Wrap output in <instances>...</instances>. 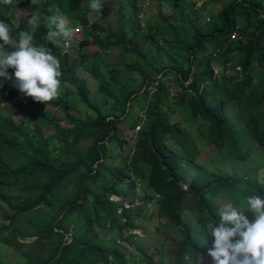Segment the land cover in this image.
Segmentation results:
<instances>
[{
	"label": "trees",
	"instance_id": "1",
	"mask_svg": "<svg viewBox=\"0 0 264 264\" xmlns=\"http://www.w3.org/2000/svg\"><path fill=\"white\" fill-rule=\"evenodd\" d=\"M18 1L0 4V20L13 28L19 20L14 37L28 29L31 14L27 9L19 16L8 9ZM26 2L32 6L31 0ZM128 2L134 10L127 22L136 24L133 35L105 31L82 0H38L33 5L42 17L34 34L37 46L47 43L42 37L55 30L47 18L56 8L94 40L78 42L75 57L58 45L63 38L47 45L61 60L62 82L77 89L64 97H79L89 107L88 121L68 113L69 102L61 99L43 104L25 97L6 103L8 114L0 115V200L15 212L0 208V243L18 253L17 264H185L188 253L194 258L199 253L202 264H212L207 253L213 238L203 247L197 241L204 235L202 226L219 221L218 211L228 203L242 206L248 196H264V173L252 158L256 152L264 154V0H225L217 19L211 14L214 21L205 28L194 20L201 17L195 1L185 22L190 29L180 24L182 38L175 27L166 31L151 23L141 35L145 27L140 1ZM173 3L181 13L188 7L186 0ZM90 46L97 50L81 52ZM119 48V61L110 62L105 55ZM162 50L170 57L166 66L157 67ZM127 54L135 55L132 63L121 61ZM88 64L98 82L95 100L79 73ZM101 65L109 84L99 76ZM21 94L3 81L0 104ZM136 99L137 106L144 107L140 111L133 107ZM28 106L36 111L24 117L22 109ZM54 108L74 122L66 132L75 143L86 131L95 132L84 152L69 146L64 137L59 147L47 138L52 125L63 131L59 118L50 116ZM34 117L41 126H34ZM65 155L76 159L68 163ZM226 159L248 168L239 175L236 167L210 171L207 166ZM225 194L227 201L218 202ZM35 211H41L44 220L31 221L29 214ZM245 213L251 221L253 214ZM22 217L28 229L34 228L31 234L18 230ZM30 237L38 239L22 243ZM117 242L126 245L118 247ZM37 246L45 251L36 258ZM0 264H5L1 258Z\"/></svg>",
	"mask_w": 264,
	"mask_h": 264
},
{
	"label": "clouds",
	"instance_id": "2",
	"mask_svg": "<svg viewBox=\"0 0 264 264\" xmlns=\"http://www.w3.org/2000/svg\"><path fill=\"white\" fill-rule=\"evenodd\" d=\"M0 4L12 5L13 0H0ZM31 5L37 6L38 0H31ZM103 5V0H90L89 8L101 14ZM47 19L55 30L42 37L47 43L40 46L34 43L42 20L38 11L31 12L28 29L19 30L16 37L12 35L13 27L0 20V88L3 81H11L24 96L43 104L57 99L62 86L61 60L47 45L55 44L58 37L69 44L78 43L74 33L79 31L68 26V18L59 8ZM13 25L20 29L18 19ZM9 69L14 70L12 74ZM245 211L253 214L251 221ZM218 215L219 221L202 226L204 235L197 240L203 247L209 237L213 238L207 253L212 264H264V196H248L242 206L228 203L219 209ZM183 260L185 264H202L203 257L198 253V258H194L188 253Z\"/></svg>",
	"mask_w": 264,
	"mask_h": 264
},
{
	"label": "rangeland",
	"instance_id": "3",
	"mask_svg": "<svg viewBox=\"0 0 264 264\" xmlns=\"http://www.w3.org/2000/svg\"><path fill=\"white\" fill-rule=\"evenodd\" d=\"M140 3V21L143 25V27H145V30H142L141 35H146L148 31L147 30V26L148 23H151L152 25H156L158 27H160L161 29L164 28L166 31L171 29L172 27L177 29V32L179 33V35L182 37H184V31L180 28V24L185 25L186 20H188V14L191 13L193 11L192 9V5L195 1V3L197 4V6L194 8L196 9L197 15H201V17H196V19H194L196 21V23L198 24L199 27H207L209 25H211L213 23V17L211 16V14H214L216 19H217V15L219 16V9L223 8V4L225 2V0H186L187 1V5L188 7L184 9V12L181 13V11H177L178 9L180 10V7L178 6H174L173 0H163L162 3H159L160 0H139ZM227 3H229V0H226ZM83 4L85 5L86 9L90 10L89 8V3L90 0H82ZM104 5L102 6V10H101V14L94 12L96 14V21L105 29V31L111 32V31H115V30H125L126 32H128L130 35L134 34V31L136 30V24H127L128 20L132 19V16L134 15V10L133 7H128L129 6V2L128 0H103ZM207 2V4L205 3ZM8 9L12 10L14 14L21 16L22 14L28 11L31 13L32 11H35V7L32 5L29 7V5H27L26 0H19L18 2H14L13 6H9ZM37 11V10H36ZM188 13V14H187ZM125 19H124V16ZM122 17V19H121ZM127 17V19H126ZM220 19V17H219ZM95 20V19H93ZM122 21L125 22V25H122ZM135 21H138V17L135 16ZM131 23V22H130ZM69 27L73 28V29H79V31L74 33V41H82V40H90L91 42H93V35L88 33L86 31V29L82 26V25H78L77 23L74 22H70L68 24ZM186 28L190 29V25L187 24L185 25ZM163 29V30H164ZM13 31H15V29L13 28ZM105 36V34H102L101 37L103 38ZM58 38H62V37H58ZM163 40L161 39V42ZM77 43L73 42L71 44L66 43L64 39H61L58 43V45H60V48L62 49V51L65 52L66 55L71 54V56H76V45ZM149 47V46H148ZM73 48V49H72ZM95 52V50H97L96 47L94 46H90L87 48H84L83 50H81L82 53L85 52ZM103 53H99L98 55L102 57ZM111 52H107L108 56V60L110 62H118L119 61V55L121 54V48L118 49L117 52L111 54ZM63 55V53H62ZM160 59L158 58V61L156 63V66H160L161 64L164 66H166L167 64V59L169 56V54H167L165 52V50H162L160 52ZM158 55V56H159ZM110 56V57H109ZM135 58V55L132 54H127L125 57H122V62L124 63H132L131 61H133ZM155 61L156 60H152ZM91 64H88L87 66H83V68L79 69V73L81 75V77L85 80V82L87 83V86L90 89V98L91 100H95V95L94 93L97 91V87H98V82L96 80H94L93 75L91 74V72H89L88 70H90ZM112 67H115L114 64H112ZM122 67V66H121ZM119 70V66L117 67ZM116 70V67H115ZM9 73L12 72L10 70H8ZM98 73L99 76L102 78V80L104 81V83H108L110 81V77L105 75L107 74V72L103 71V65L98 67ZM137 82H140L141 79H137ZM257 83H259L260 81H256ZM109 86V85H108ZM66 91H71L73 93L77 92L76 86H71L65 82H62V86H61V90H60V95L57 99L53 100V101H57L60 100L63 101V103H66L65 100H67L69 102V104H67V110L68 113L72 114L73 116H75L77 119H86V121H88L87 119V111H89V107H87L86 104H83L81 102L78 101L79 97H64V94ZM26 96H24L23 94H21L18 98L14 99V100H9L7 102H2L0 104V115L5 116L7 115V111L8 109L5 108V104L9 103L12 104L15 101H19L23 98H25ZM140 101V100H139ZM77 102V104L75 103ZM138 100L136 99L135 101H133V107L137 109V111H140L141 109H143V106H137ZM103 107L105 108H111V104H105ZM50 110V109H49ZM23 111V115L24 117L32 115L35 113V108H31V107H26L24 109H22ZM144 111V110H142ZM141 113L140 114H145V113ZM54 116L58 117L59 119V128H61L63 131H61L60 129H58L55 125H52L51 130L52 132H50V134L47 136V138L50 140V142L55 145V146H60L63 143L61 142L62 138L64 137L65 140H70L67 144L69 146H73L78 152H84L85 150V146L89 145V143L91 142L92 137L94 136V131L92 130H88L84 133V139L83 140H79L77 141V143H75V141L72 140L73 136L68 134L66 131L71 130L74 127V122L71 121L70 119L65 118V114H63V111L59 108H54L53 109V114H50V116ZM57 115V116H55ZM18 118V117H17ZM35 118V125H39L41 126V124L39 123V121ZM52 118V119H53ZM27 119V118H26ZM83 119V120H84ZM56 120V119H55ZM187 121V119L185 120ZM189 122V126H186L187 128H190L192 126V121L188 120ZM28 124H30V121L28 122ZM33 124V123H32ZM30 124V125H32ZM44 126V125H42ZM142 126V125H141ZM43 130V128H42ZM139 129H135V131H138ZM189 130V129H186ZM43 132L46 134L48 132V128L46 127V129L44 128ZM127 136V135H126ZM131 137V135H130ZM115 150V149H114ZM252 158L254 159L255 162H257L260 165V168L264 173V154H260L258 152H256ZM76 157L72 156V155H65L64 156V160H68L66 162H71L72 160H75ZM208 168L210 169V171H220L223 167H226L227 169L231 168V170H234V167H236L237 173L240 175L242 174L248 167L247 166H242L240 163H234L229 159L224 160L223 162L220 160H217V164L215 163L214 165H212L211 163H209V165L207 164ZM264 178H261V180H263ZM57 197H61V193L57 192L56 193ZM115 200H119V199H123V196H113L112 197ZM222 199V200H221ZM221 199L220 197H218L217 201L220 203L226 202L227 201V196L225 195H221ZM129 201V200H128ZM137 201V200H136ZM125 204L128 207V202H125ZM0 208H3L4 210H8L10 213L9 214H14L15 212L12 210V207H10L9 204L3 202L2 200H0ZM245 215H247L245 213ZM29 217L31 219V221L33 222H37V221H42L44 220V216L42 214L41 211H35L33 213H31V215L29 214ZM192 226L195 229V232H197L196 230V224L195 221L191 222ZM2 223L0 222V227H1ZM18 230L22 231V232H27L29 234H31V232H33L32 230L34 229L33 227H31L30 229H28V225H27V218L26 217H22L20 218L18 225H17ZM174 232L177 234V231L174 230ZM107 240H110L111 234L109 232H107ZM136 233L138 234H143L141 229L136 230ZM126 235V234H125ZM31 236V235H29ZM38 238L37 237H30L27 239H21L22 243L24 244H33ZM114 241H118V239L114 238ZM120 243H124V242H117V246H122L120 245ZM36 245V243H35ZM126 245V244H123ZM46 246L52 248V244L50 242H47ZM48 247H46L48 249ZM24 248V247H23ZM133 248V247H131ZM24 249H28V248H24ZM30 250H33L29 247ZM35 251L36 254H34V256L37 258L40 256V254L45 251L43 250L41 247H35ZM49 252H45V255H48ZM18 253L12 249V248H5L1 245L0 243V258L1 260L5 263V264H17V262L19 261L17 259Z\"/></svg>",
	"mask_w": 264,
	"mask_h": 264
},
{
	"label": "built area",
	"instance_id": "4",
	"mask_svg": "<svg viewBox=\"0 0 264 264\" xmlns=\"http://www.w3.org/2000/svg\"><path fill=\"white\" fill-rule=\"evenodd\" d=\"M233 38H236V34L233 36ZM7 85L8 86H12V82L11 81H7ZM140 127H138L137 129H139Z\"/></svg>",
	"mask_w": 264,
	"mask_h": 264
}]
</instances>
